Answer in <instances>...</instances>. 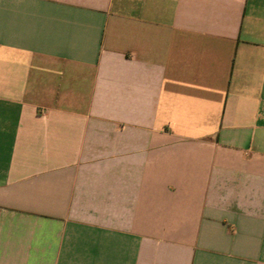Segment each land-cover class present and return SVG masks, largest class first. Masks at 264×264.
<instances>
[{"label":"crops","instance_id":"obj_1","mask_svg":"<svg viewBox=\"0 0 264 264\" xmlns=\"http://www.w3.org/2000/svg\"><path fill=\"white\" fill-rule=\"evenodd\" d=\"M0 264H264V0H0Z\"/></svg>","mask_w":264,"mask_h":264}]
</instances>
